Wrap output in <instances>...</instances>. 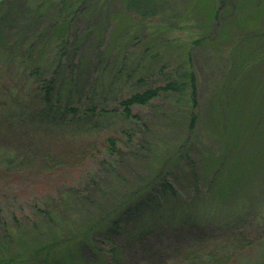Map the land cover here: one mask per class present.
Instances as JSON below:
<instances>
[{
	"label": "rangeland",
	"instance_id": "374dc122",
	"mask_svg": "<svg viewBox=\"0 0 264 264\" xmlns=\"http://www.w3.org/2000/svg\"><path fill=\"white\" fill-rule=\"evenodd\" d=\"M182 73L194 96L122 115ZM114 240L124 264H264V0H0V264H104Z\"/></svg>",
	"mask_w": 264,
	"mask_h": 264
},
{
	"label": "trees",
	"instance_id": "16d2710c",
	"mask_svg": "<svg viewBox=\"0 0 264 264\" xmlns=\"http://www.w3.org/2000/svg\"><path fill=\"white\" fill-rule=\"evenodd\" d=\"M127 1H129V0H127ZM141 7H142V5L136 6V8H138V10H140ZM148 8H150V10H148ZM148 8L145 9V12H142V13H152L154 11V9L156 8L154 5V2H152ZM181 77H182L181 83H178L177 81H169V82H166V83L159 85V86L157 85L155 87H147L146 89H144L140 92H135L131 95L123 96L122 98L119 99V101H117V105L120 108L122 115L125 116L126 118H129V119L135 118V116L132 114V111H131V108H133L134 106L135 107L136 106H141V107L146 106V105L150 104L153 100H155L160 93H174V94L181 93V92L185 91L186 85L188 83L191 85V89H192L191 94H192V96H194V90H195L194 89V87H195L194 86V80L195 79H194L193 74L182 73ZM138 83L140 84L141 82H138ZM48 94H49V92L47 91L46 95H48ZM195 120H196L195 115L193 113H191L190 119H189V128L190 129L193 127ZM107 142L110 146V152L113 153L115 150V142H114L113 138H109L107 140ZM90 153L92 155V152H85L84 155H89ZM160 183L161 184L158 186L159 187L158 191H159V194L161 195L160 197L166 196V194L169 191L173 192V193L175 192L171 183L168 182L166 179L162 178ZM136 192H140V193L150 192L151 193L152 188L150 186V183L148 185L141 186V188H139L138 191H136ZM137 195H139V194H136V196ZM138 198H141V199H139L136 202L137 203L136 205H134L132 202H128V203L135 206L134 210H129V206L127 204H126L127 206L122 204V205L117 207L118 209L115 210V208H114V210H115L114 213H117L119 210L123 209L122 210V211H124L123 213H126L128 211L127 214H125V217H126V219L127 218L129 219L130 217L135 216L136 212H138L139 209L145 208L148 205L152 204L151 198L149 196L141 194V196H139ZM135 200H136V198L131 199V201H135ZM124 220H122V222ZM100 223L102 224L103 222H99V224ZM111 223L113 225L112 227L115 229L121 227V224L118 223L117 219L112 220ZM59 243H62L64 245L66 243V241L60 240L55 245L58 246V245H60ZM118 246L119 245L116 243L115 240L108 242L107 248H109V252L112 255H111V258H109V260L106 261L104 264H124L125 263L124 258H122V253H121L122 248L117 251ZM96 251H98V249H95V251H94V254L96 253V255H97V253H99V252H96ZM214 259H215L214 256L206 255V256L201 257V258L200 257H193L192 260H196V262L193 264H223L226 262V260L224 258H221L219 260H214ZM27 260H29V259H27ZM27 260L23 259V261L29 262Z\"/></svg>",
	"mask_w": 264,
	"mask_h": 264
}]
</instances>
